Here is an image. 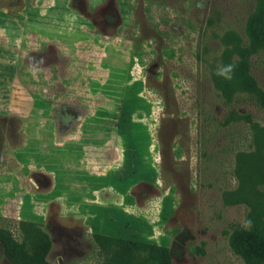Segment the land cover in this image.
Wrapping results in <instances>:
<instances>
[{"label": "rangeland", "instance_id": "rangeland-1", "mask_svg": "<svg viewBox=\"0 0 264 264\" xmlns=\"http://www.w3.org/2000/svg\"><path fill=\"white\" fill-rule=\"evenodd\" d=\"M258 2L0 0V264H108L101 236L160 247L148 264H245L236 156L264 99L229 103L211 73ZM252 74L264 90V51Z\"/></svg>", "mask_w": 264, "mask_h": 264}, {"label": "trees", "instance_id": "trees-1", "mask_svg": "<svg viewBox=\"0 0 264 264\" xmlns=\"http://www.w3.org/2000/svg\"><path fill=\"white\" fill-rule=\"evenodd\" d=\"M246 44L236 32L227 33L222 43L225 47L220 64H235L233 78L225 80L212 71V81L229 103L239 94H254L264 99V90L252 74V58L264 51V0H259L246 30ZM219 64V65H220ZM235 177L237 188L232 192V205L243 204L248 208L247 227L236 230L232 248L245 264H264V126L252 124L251 149L236 156ZM23 240L16 245L23 256L40 255L46 233L36 224L20 222ZM100 253L108 264L121 259L123 264H148L162 254L157 246L128 242L110 236L98 238Z\"/></svg>", "mask_w": 264, "mask_h": 264}, {"label": "clouds", "instance_id": "clouds-1", "mask_svg": "<svg viewBox=\"0 0 264 264\" xmlns=\"http://www.w3.org/2000/svg\"><path fill=\"white\" fill-rule=\"evenodd\" d=\"M235 64H220L217 66L216 75L222 77L225 80H231L233 78ZM29 71H34V69L30 66Z\"/></svg>", "mask_w": 264, "mask_h": 264}]
</instances>
